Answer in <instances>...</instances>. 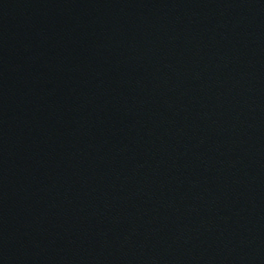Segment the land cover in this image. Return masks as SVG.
<instances>
[{
	"label": "water",
	"instance_id": "1",
	"mask_svg": "<svg viewBox=\"0 0 264 264\" xmlns=\"http://www.w3.org/2000/svg\"><path fill=\"white\" fill-rule=\"evenodd\" d=\"M0 264H264V0H0Z\"/></svg>",
	"mask_w": 264,
	"mask_h": 264
}]
</instances>
